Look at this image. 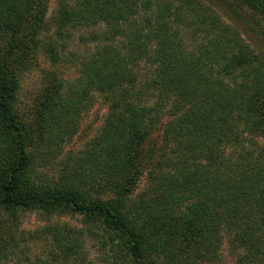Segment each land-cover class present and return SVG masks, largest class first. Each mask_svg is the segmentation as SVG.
Returning <instances> with one entry per match:
<instances>
[{
    "label": "trees",
    "instance_id": "1",
    "mask_svg": "<svg viewBox=\"0 0 264 264\" xmlns=\"http://www.w3.org/2000/svg\"><path fill=\"white\" fill-rule=\"evenodd\" d=\"M50 1L0 0V264H92L86 237L111 264H225V242L238 264H264V52L223 18L225 1L57 0L51 17ZM233 3L264 22V0ZM74 31L94 49L77 79H50L27 122L19 50L58 59ZM99 96L98 132L42 175ZM20 210L82 227L26 237L4 219ZM40 238L48 253L32 259Z\"/></svg>",
    "mask_w": 264,
    "mask_h": 264
},
{
    "label": "rangeland",
    "instance_id": "2",
    "mask_svg": "<svg viewBox=\"0 0 264 264\" xmlns=\"http://www.w3.org/2000/svg\"><path fill=\"white\" fill-rule=\"evenodd\" d=\"M57 0H51L49 4V16L53 15L56 9ZM213 0H204V2ZM225 1L224 6L217 7L223 18L230 23L238 26L246 40L252 44L256 50H263L264 52V22L255 15L247 7H241L239 4H234L233 0ZM236 2V1H235ZM232 6L228 4H231ZM235 9L236 12L234 11ZM55 26L52 25L48 34L44 38L55 37ZM82 32H73L72 37L66 38L64 47L63 42L59 45L60 57L52 59L46 51L45 47H32L20 52V64H16L15 72L17 73L20 86L18 91L17 105L20 112L24 114L27 122H33L35 116V109L39 99L42 97L43 91L49 81L54 75L59 78L74 81L77 79L78 62L81 58H86L94 49V45L89 42H84L80 36ZM6 42L5 37L0 35V51H5ZM108 112V105L101 96L93 98L91 104L82 114L79 121L77 132L68 140L62 152L54 159L47 161V164L42 165L39 169L42 175L53 176L57 173L62 165V160L65 156L72 152L80 150L86 146L89 140L95 136L100 127L103 125L105 116ZM160 132L154 131L150 141L159 143L161 140ZM264 143V139H262ZM145 185V178L141 179L138 191L142 190ZM6 222L10 221V225L14 226L18 231H22L26 237H30L31 233L39 231L42 227L49 223L58 222L59 224L67 223L71 226L82 227L78 217H51L37 212L18 211L15 216L7 214L4 215ZM15 229V230H16ZM35 240L28 242L31 251L29 255L33 259L36 255L46 257L48 251L45 240ZM86 252L92 264H111L109 254L106 250L100 247L97 240L86 237ZM222 256L225 264H238L237 254L230 242H225L221 248ZM19 259V258H18ZM9 259L6 264H29V261Z\"/></svg>",
    "mask_w": 264,
    "mask_h": 264
}]
</instances>
